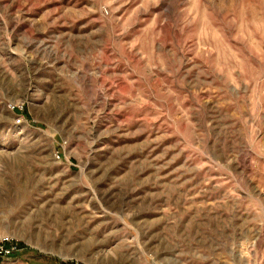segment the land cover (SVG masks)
<instances>
[{"label": "rangeland", "instance_id": "obj_1", "mask_svg": "<svg viewBox=\"0 0 264 264\" xmlns=\"http://www.w3.org/2000/svg\"><path fill=\"white\" fill-rule=\"evenodd\" d=\"M4 264H264V0H0Z\"/></svg>", "mask_w": 264, "mask_h": 264}, {"label": "built area", "instance_id": "obj_2", "mask_svg": "<svg viewBox=\"0 0 264 264\" xmlns=\"http://www.w3.org/2000/svg\"><path fill=\"white\" fill-rule=\"evenodd\" d=\"M21 252L22 249L17 240L8 235L0 234V264H4Z\"/></svg>", "mask_w": 264, "mask_h": 264}]
</instances>
